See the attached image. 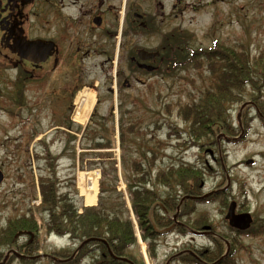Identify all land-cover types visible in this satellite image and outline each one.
<instances>
[{
    "label": "rangeland",
    "instance_id": "374dc122",
    "mask_svg": "<svg viewBox=\"0 0 264 264\" xmlns=\"http://www.w3.org/2000/svg\"><path fill=\"white\" fill-rule=\"evenodd\" d=\"M122 3L123 0H118L116 3L115 15L119 18V24L121 19L119 9ZM138 4L141 12L155 13L159 16H157V23L160 28L158 32L150 36L138 35L137 41L141 46L157 48L164 42L163 32L171 31L175 36L178 31L179 33L188 31L190 36L185 35L184 32L182 34H184V38H190V45L193 48H211L215 46L216 41H220L228 44L234 42L250 44L257 55H261L259 50L264 49V0H139ZM124 36V33L120 35L116 32L114 39L119 42L121 37L124 41ZM125 42L131 43V36ZM121 55L122 53L119 55V60L122 58ZM113 68L111 69L113 70ZM112 70L111 76L113 75ZM164 70H166L165 67H163V74L157 76L156 73L143 71L139 74L138 91L144 92L139 98L146 107L137 111L135 116L142 115L147 121H151L153 113L148 112L147 107L154 109L158 94L162 95V102L165 101L166 104L175 103L180 99L188 100V92L193 89V84L187 83L188 78L195 79L197 84L200 83L196 70L176 67L173 71H169V75ZM6 73L10 77L16 76L12 70H7ZM3 76L4 73L0 71V81ZM146 83H148V88L150 86L153 88V91L145 89ZM180 90L182 92L178 93ZM126 92L130 94L132 91L127 90ZM32 95V92L28 93V97H31L32 100L29 98L28 107L20 110V115L12 116L8 111L10 106H0V170L4 173V179L0 183V215L6 226L9 221L13 222L21 218L25 219V217L36 220L38 229H32L35 233L34 239L27 235V237L20 238L19 243H23L22 246L10 245V248L8 247L12 251L29 256L27 259L19 261V264H51L48 259L49 254L60 257H69L70 255L75 257L74 255L77 254L78 257L86 252L78 251L80 247L78 241L69 238L67 234L58 236L46 231L45 222L49 218L48 210L46 207H40L41 205L39 207L33 205L35 195L39 192L38 187L34 186L33 178L38 181L40 173L46 171L42 158L43 153L37 154L43 149H47L46 145H50L49 149L54 154L63 151L66 135L56 132L54 125L66 119L61 118V120L54 121V114L44 112V103L40 109L33 104ZM263 95V87L256 88L255 92L235 91L231 95L234 100L225 104L229 112V120L226 123L229 130L226 134L229 137L243 134L244 136L233 142L222 139L221 148L219 147L222 154L216 151L217 157H222V163L212 160L209 153L205 152L204 148H200V145L205 144L204 140L201 143L194 142V139L187 140V134L184 132L186 123L177 116L175 108L172 109L171 113L166 111L163 113L162 108H160L163 113L161 116L165 120L159 119V121L163 124L166 123L164 127L157 130L159 133L156 135H159L165 145L159 149L156 167H166L173 163L177 168L180 162L178 163L176 158H180L184 159L186 166L191 163L204 168L206 172L200 178V183L204 182V188L201 191L199 186V189L192 193L197 194L195 196H208L197 202L190 200L188 205L184 204L182 207H177L178 198H176L177 203L173 206L165 204L161 198H157L162 203V207L156 208L158 213H164L163 207L168 205L173 207L172 210L168 211V217L165 216V221L169 223L166 227H170V230H166L159 238H146L144 236L146 233L141 229L139 230L138 226H134L135 223L138 224L139 217L131 207L127 189L124 190V186L120 183V179L124 180L125 177L122 170L124 165L121 161L122 155L126 156L125 165L129 167L131 159L139 157V152L136 150L137 146L132 143L125 148L120 147L117 133L115 136L116 144L110 152L112 156L102 158L89 154L85 158L86 167H90L92 161H100L108 172L104 181L106 183L105 191L102 194L103 206L112 212L117 211L120 217L131 222L135 243L131 246L130 251L137 264H202L213 260L219 261L223 258L225 262L221 264H264V234L262 232L237 239L239 244L235 258L232 254L226 257L220 256L217 252L224 253L226 249L216 250L217 247L214 244L216 241L226 245L225 241L228 237L234 236L229 234L228 222L225 220L228 206L233 200L237 203V212H250L251 218L253 217L251 227L255 226L261 231V227H257L256 224L264 223ZM119 97L101 98L95 117H110L111 114H114L118 123L122 117L128 121L129 116H123L122 111L117 110L123 104L121 103L123 100ZM43 98L42 96V100ZM49 99L52 98L47 100ZM244 102L250 103L245 108L243 106L241 110V105ZM114 108L115 111L112 112ZM14 110L15 113L18 111L15 107ZM51 112L60 114L61 110L56 109L51 110ZM168 123L173 124L177 128V132H174ZM108 127H113L111 122L108 123ZM154 128L150 127L145 135L139 138L135 137L136 140L146 142L150 140V144L156 145L153 133L150 132ZM104 132L106 133V131ZM109 132L108 136L111 135V131ZM78 134V139H74L76 142H71L69 149L58 160L57 169L65 189H69L67 184L70 181L75 182L76 186L78 181V170L74 168L78 153L75 154L73 146L79 151L82 147H88L89 143L84 139L81 140V134ZM40 136L43 137L41 141ZM109 139L107 138L103 142L107 143ZM111 139H114L113 136ZM43 140L46 141V145L43 144ZM182 142H185V145H179ZM208 147L215 148L211 145ZM107 151L109 150H101L100 152L107 153ZM110 159L116 160L117 173L112 168ZM223 189H225L223 195L212 193V191H222ZM175 192L180 194L182 190L175 187ZM65 195L68 199V194L65 193ZM169 195L176 196L173 193H169ZM79 203L83 204V196L81 200L79 199ZM151 203L149 200L150 205ZM187 206L190 208L188 214L180 217L186 212L184 207ZM174 218L181 226H175L176 222H171L170 219ZM186 223L194 229H197L198 226L201 227L203 223H209L215 228L213 227V231L209 230L202 235L192 234L185 228ZM29 243L31 251L25 252ZM7 249L3 250V254L6 253ZM95 253L97 252L92 251L90 256ZM16 256L18 257V254ZM90 256L85 258L84 263L90 261L93 264L100 258L98 256V258L92 259ZM8 257L6 256V262L9 261L7 260ZM233 259L235 261H229Z\"/></svg>",
    "mask_w": 264,
    "mask_h": 264
},
{
    "label": "trees",
    "instance_id": "16d2710c",
    "mask_svg": "<svg viewBox=\"0 0 264 264\" xmlns=\"http://www.w3.org/2000/svg\"><path fill=\"white\" fill-rule=\"evenodd\" d=\"M184 33L189 35L187 31ZM169 35V44L166 45L167 49L162 57L165 61L171 62L172 69L179 66V68L188 69L192 67L201 70L199 72L201 84L191 80L194 85V91L191 93L192 102L179 107V114L186 121L192 120L186 131L187 138L194 139V142L214 140L217 133L216 126L222 125L225 127L224 122L229 120V112L225 104L234 100L231 95L235 91L244 92L247 88H250V91L255 92L256 88L263 87L264 93V51L261 52V55H257L253 54L249 44H241L243 42L227 44L220 41H216L215 46L211 48L194 49L189 46L188 39L184 38V34ZM209 71L211 75L205 78L204 72ZM235 97L237 98V95ZM16 102L22 103L21 93L18 94ZM96 133L90 131L88 135H95ZM122 139L124 142L128 141L126 133H122ZM152 149L150 146H146L145 149L139 147L145 161L139 163L134 160L130 167L132 173L142 172V174H147L145 169L149 164L147 156L148 152H152ZM198 174L195 169L184 170L182 185L186 190L190 188L191 181H196ZM133 180L136 181V177ZM168 182H171V180H168ZM49 189L51 191L49 185L43 187L44 202L51 203L53 200L50 199L51 194H48ZM131 192L135 195L133 204L136 207H134V210L139 216L141 225L147 230L146 236H153L149 225L150 207H146L144 204V201L148 198L146 190H134L132 188ZM148 192L150 193V191ZM53 205L54 207H47L50 214L49 231H69L72 232L73 237L81 241L89 237L100 238L101 240H93L84 245L81 251L89 253L98 250L95 252L101 253L104 257L103 264L129 263L111 257L108 245L102 242V239L107 241L115 255L129 256L133 259L130 248L135 242L131 222L120 217L117 211L112 212L107 207L89 208L85 215L78 216L74 208L70 209L67 203L63 206V210L60 209L59 211H57L56 201ZM184 210H186L185 214H188L190 208L184 207ZM256 226L261 227V231L253 226L250 230L252 235H257L260 232L264 234V223H258ZM35 227L34 220L27 217L13 222L9 221L6 226L0 216V248L12 243L19 229H33ZM237 246V242H233V257ZM219 247L222 248V244Z\"/></svg>",
    "mask_w": 264,
    "mask_h": 264
},
{
    "label": "flooded vegetation",
    "instance_id": "af4514ba",
    "mask_svg": "<svg viewBox=\"0 0 264 264\" xmlns=\"http://www.w3.org/2000/svg\"><path fill=\"white\" fill-rule=\"evenodd\" d=\"M118 0H0V52L9 65L26 68L31 78L49 76L60 98H69L84 86H94L100 95L113 93L108 84L112 62L107 55L112 45ZM134 4L129 11L137 15ZM113 16V17H112ZM112 17L108 23L105 19ZM145 17V15H144ZM97 18L102 22L96 25ZM128 18V17H127ZM149 17L141 23L148 26ZM140 22L132 19L126 28L137 37ZM53 42L52 54L36 64L18 52L29 40ZM127 49V61L120 66L119 89H132L138 80L137 43ZM41 72V73H40ZM123 87V88H122Z\"/></svg>",
    "mask_w": 264,
    "mask_h": 264
},
{
    "label": "bare ground",
    "instance_id": "6f19581e",
    "mask_svg": "<svg viewBox=\"0 0 264 264\" xmlns=\"http://www.w3.org/2000/svg\"><path fill=\"white\" fill-rule=\"evenodd\" d=\"M95 100V92L93 90L81 92L78 96V106L74 111V118L78 121L85 122ZM99 177L100 172L98 170L81 171L79 173V187L82 194L85 196L87 204H94L97 202Z\"/></svg>",
    "mask_w": 264,
    "mask_h": 264
},
{
    "label": "water",
    "instance_id": "95a60500",
    "mask_svg": "<svg viewBox=\"0 0 264 264\" xmlns=\"http://www.w3.org/2000/svg\"><path fill=\"white\" fill-rule=\"evenodd\" d=\"M156 52H148L147 50L141 49L139 52V55L141 58L146 59L155 56ZM146 66V65H143ZM148 69H152V66H146ZM0 179H1V173H0ZM234 204L231 205L229 212L227 214V218H230V223L233 226H237L239 228H246L249 226L252 218L250 214L248 213H242V214H236L234 212Z\"/></svg>",
    "mask_w": 264,
    "mask_h": 264
}]
</instances>
